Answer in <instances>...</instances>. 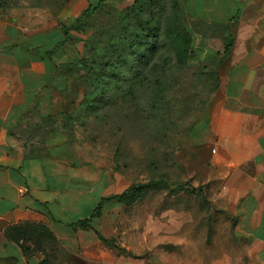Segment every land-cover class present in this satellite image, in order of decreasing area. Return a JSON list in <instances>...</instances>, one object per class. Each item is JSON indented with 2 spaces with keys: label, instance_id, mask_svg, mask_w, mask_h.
Returning <instances> with one entry per match:
<instances>
[{
  "label": "crops",
  "instance_id": "1",
  "mask_svg": "<svg viewBox=\"0 0 264 264\" xmlns=\"http://www.w3.org/2000/svg\"><path fill=\"white\" fill-rule=\"evenodd\" d=\"M183 2L202 28H212L215 22L205 19V8L192 13L193 1ZM223 25L234 42L226 55L225 44L216 51L221 54L218 89L193 130V145L205 158L194 186L205 197L201 212L206 219L199 223L205 230L194 243L186 233L166 239L178 255H162V264H264V0L243 4ZM63 40L61 28L28 33L19 19L0 15V264L45 259L47 247L45 253L32 242L24 248L23 241L7 239L8 228L25 223L48 227L61 255L97 264L156 262L154 255H114L93 230L73 227L91 218L102 198L118 195L108 193L110 178L101 171L91 176L74 156H59L58 148L43 155L37 151L41 139L28 138L37 117L64 110L60 79L42 56ZM69 44L61 62L69 60ZM198 48L201 60L214 57L207 43ZM118 205L106 204L103 215ZM99 220L92 222L95 229ZM202 238L210 240L205 253Z\"/></svg>",
  "mask_w": 264,
  "mask_h": 264
},
{
  "label": "rangeland",
  "instance_id": "2",
  "mask_svg": "<svg viewBox=\"0 0 264 264\" xmlns=\"http://www.w3.org/2000/svg\"><path fill=\"white\" fill-rule=\"evenodd\" d=\"M135 1L109 0L96 14L81 18V14L88 7L96 6L98 0H7L5 4L0 0V15L19 19L26 24L28 33L53 31L62 26L75 27L71 31L74 42L66 46L68 58H94L100 48H107L111 36L119 34L120 17L128 13ZM171 1L140 0L138 5H145L142 15L146 17L145 9L151 5L146 2H151L156 20L159 19L161 27H165ZM175 1L185 5L184 0ZM192 1L188 7L190 12L198 13L205 8V19L212 18L215 24L205 30L200 22L186 13L185 24L194 46L191 64L186 68L179 67L174 60L167 64L164 56L168 55L169 47L164 46L146 70L149 82L136 85L133 97L127 98L122 92H116L101 109L79 118L75 126V163L91 169V176L99 171L105 172L111 183L109 194H119L133 184L152 180L160 179L165 184L162 189L147 191L131 207H112L95 224L99 232L116 246L110 247L112 250L108 252L114 255H154L156 262L147 260V264H162V255H178L177 246L166 244V239L177 240L180 233H186L188 241L191 239L194 243L196 237L200 241V234L205 230L199 223L206 219L201 212L206 202L193 190L205 158L204 152L193 145V130L218 89L221 54L216 51L224 44L223 24L228 16L253 0H239L237 3L229 0ZM132 17L128 21L131 25L134 24ZM202 32L207 34L205 39L198 35ZM94 38L104 42L88 46ZM201 43L213 47V58L208 55L200 59L202 53L198 47ZM158 64L163 67L155 69V73ZM80 75L88 77L83 69L75 76L72 93L77 100L85 90ZM156 75L161 84L156 82ZM152 103L157 104L156 109L151 108ZM94 194H99L98 188ZM147 244L150 250H147ZM201 246L204 253L209 251L210 240L202 238ZM47 248L46 264H97L76 255H61L57 245ZM56 251L58 255H55Z\"/></svg>",
  "mask_w": 264,
  "mask_h": 264
},
{
  "label": "trees",
  "instance_id": "3",
  "mask_svg": "<svg viewBox=\"0 0 264 264\" xmlns=\"http://www.w3.org/2000/svg\"><path fill=\"white\" fill-rule=\"evenodd\" d=\"M4 4L7 0H1ZM109 0H98L96 6H90L82 14L81 18L88 14H96L100 9L105 7ZM140 0H136L133 7L129 8L128 13L120 17L118 25L121 30L118 35L111 36L107 41V48H100L96 57L73 58L61 62L63 58V47L68 43H73L72 32L75 27H60L64 40L57 43L52 49L43 53V60L47 62L48 69L55 72L60 79L59 90L64 97V110L53 115L47 113L37 117V122L31 126L28 132V138L32 140L37 137L41 139V148L37 149L43 155H50L51 150L58 148L59 156H65L67 153L76 158L74 143L76 141L75 126L81 117H85L89 112H95L108 103L112 95L116 92H122L125 97H133L134 88L149 82V75L146 70L155 59L158 52L164 46H168L169 53L164 56L167 64L173 60L179 67H188L192 62V53L194 46L191 39V33L187 28L185 5L172 0L170 2V13L167 15V24L161 27L159 19L156 20L153 5L146 2L148 6L145 11L148 15L144 17L145 5H138ZM134 16V18L132 17ZM133 18L134 24H130L129 18ZM81 21V19H79ZM159 22L160 25H155ZM97 42H104L101 39H93L88 46H93ZM234 40L229 34L228 28L225 27L224 55L229 52ZM161 64V63H160ZM160 64L155 65L154 72L162 68ZM83 69L88 77L80 75L79 78L85 83V90L81 93L79 100L75 98L72 90L75 86L76 74ZM156 69V70H155ZM156 77V82L161 84L162 81ZM78 101V105H75ZM156 103H152L151 108L156 109ZM34 120V117H31ZM82 119V118H81ZM35 129V130H34ZM50 144L53 146L50 147ZM31 153L35 150L31 148ZM162 180H152L144 184H133L123 193L111 197L102 198L95 208L91 218L78 221L73 227L82 230H93L99 239L107 246L116 248L111 239L104 237L92 225L94 220L100 219L106 204L116 202L118 204L131 207L137 203L144 194L149 190H159L164 187ZM200 195L199 190L193 189ZM201 196V195H200ZM204 197V196H203ZM205 200V197H204ZM5 235L10 241L20 244L32 242L34 247L46 253L45 247H52L58 244L54 234L48 227L43 224L25 223L18 226L10 227L6 230ZM30 248L28 247L27 250ZM121 250L120 248H117ZM46 256V255H45ZM40 264H46V258Z\"/></svg>",
  "mask_w": 264,
  "mask_h": 264
}]
</instances>
